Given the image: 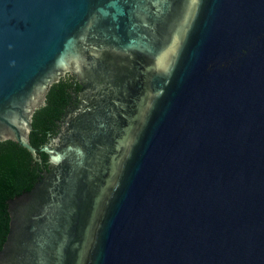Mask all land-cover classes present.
I'll return each mask as SVG.
<instances>
[{"label":"water","instance_id":"95a60500","mask_svg":"<svg viewBox=\"0 0 264 264\" xmlns=\"http://www.w3.org/2000/svg\"><path fill=\"white\" fill-rule=\"evenodd\" d=\"M66 73L0 264H264V0H0V141Z\"/></svg>","mask_w":264,"mask_h":264},{"label":"trees","instance_id":"16d2710c","mask_svg":"<svg viewBox=\"0 0 264 264\" xmlns=\"http://www.w3.org/2000/svg\"><path fill=\"white\" fill-rule=\"evenodd\" d=\"M79 86L74 76L68 74L61 77L50 86L46 104L34 111L29 140L36 147L40 161L17 142L10 139L0 141V248L9 228L7 202L46 177V172L50 170L47 154L38 148L48 140L49 135L58 132L57 120L62 112L67 110V114L77 107L79 98L74 101L72 95H76Z\"/></svg>","mask_w":264,"mask_h":264},{"label":"flooded vegetation","instance_id":"af4514ba","mask_svg":"<svg viewBox=\"0 0 264 264\" xmlns=\"http://www.w3.org/2000/svg\"><path fill=\"white\" fill-rule=\"evenodd\" d=\"M69 73H66L65 75H68ZM64 75V76H65ZM71 75V74H70ZM75 78V77H74ZM76 79V78H75ZM77 80V79H76ZM81 90V85L79 86V89L77 90V92H76V95H72L73 96V100L74 101H76V99L78 98V93H79V91ZM71 92V94H74L72 91H70ZM77 101H79V99H77ZM66 112H67V110H64V112H62V114L60 115V118L57 120V123H58V129H59V126H60V122L62 121V119H63V117H64V115H66ZM58 131V130H57ZM57 134V132L54 134V135H49L48 136V140L43 144V145H45L48 141H49V139L51 138V137H53V136H55ZM42 145V146H43ZM42 146H40V147H42ZM39 147V148H40ZM38 148V149H39Z\"/></svg>","mask_w":264,"mask_h":264}]
</instances>
